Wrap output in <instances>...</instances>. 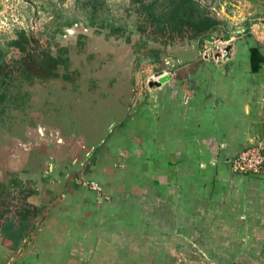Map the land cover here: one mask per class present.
Returning a JSON list of instances; mask_svg holds the SVG:
<instances>
[{
  "label": "crops",
  "instance_id": "obj_1",
  "mask_svg": "<svg viewBox=\"0 0 264 264\" xmlns=\"http://www.w3.org/2000/svg\"><path fill=\"white\" fill-rule=\"evenodd\" d=\"M199 2L221 24L213 35H235L225 63L203 62L201 41L170 46L169 81L144 105L127 69L121 87L43 91L35 125L0 153V183L30 185L38 210L0 230V264H176L194 242L192 259L224 264L261 245L264 177L234 175L229 161L264 135V0ZM141 106L155 126L127 137Z\"/></svg>",
  "mask_w": 264,
  "mask_h": 264
},
{
  "label": "rangeland",
  "instance_id": "obj_2",
  "mask_svg": "<svg viewBox=\"0 0 264 264\" xmlns=\"http://www.w3.org/2000/svg\"><path fill=\"white\" fill-rule=\"evenodd\" d=\"M175 1L0 0L1 63L13 68L22 66L28 76L31 71L40 74L39 77L32 74L33 78L28 79L27 73L21 72L11 79L0 71V153L7 147L14 148L11 141L20 137L28 126L35 125V112L46 104L47 97L43 92L46 89L72 87L74 91H82L98 87L117 88L122 86L124 79L117 70L127 69L131 79L124 82L137 90L138 99L144 105L149 94L147 90L151 89L147 81L150 78L157 80L154 75L164 70L161 59L170 46H164L155 41L150 33L146 35L138 30L139 11L143 4H153L160 13ZM229 33L226 31L218 36L228 38ZM21 34L24 36L21 37ZM231 36L235 38V35ZM13 41H23L27 51L12 47ZM116 53L122 60L117 64ZM31 60L35 62L32 67L28 65ZM130 111L124 133L130 137L132 131L134 137L145 139L155 126L152 122L157 120L147 116L144 106ZM115 130L118 132L121 129L117 126ZM105 194L104 190L100 197H108ZM255 244L249 243V251L237 257L238 262L243 258L240 264H264V241L259 246ZM189 248L183 255L188 264H203L201 258L192 259L201 256L199 244L194 242ZM233 255L227 253L231 261L222 263H236L237 258L234 260ZM178 257L182 258L181 255Z\"/></svg>",
  "mask_w": 264,
  "mask_h": 264
},
{
  "label": "trees",
  "instance_id": "obj_3",
  "mask_svg": "<svg viewBox=\"0 0 264 264\" xmlns=\"http://www.w3.org/2000/svg\"><path fill=\"white\" fill-rule=\"evenodd\" d=\"M142 6V10L139 11L140 26H138V30L146 35L150 33L155 41L164 46L183 45L188 41L204 42L210 35L217 32L221 25L201 7L199 0H177L160 13L156 11L153 4L150 6L143 4ZM23 36L21 34V37ZM24 40L28 42L27 38ZM11 46L22 52L27 51V47L23 46V41H13ZM28 65L32 67L35 62L31 60ZM32 70L34 69L32 68ZM0 71L11 79L18 77L21 72L27 73L22 66L13 68L7 63H1V61ZM32 74H34L33 71H31L30 76L27 73V78L32 79ZM34 75L40 76L37 73ZM33 194L34 191L31 186L23 185L17 177L8 183H0L1 231L13 219L18 218L26 221L37 216V208L27 201Z\"/></svg>",
  "mask_w": 264,
  "mask_h": 264
},
{
  "label": "built area",
  "instance_id": "obj_4",
  "mask_svg": "<svg viewBox=\"0 0 264 264\" xmlns=\"http://www.w3.org/2000/svg\"><path fill=\"white\" fill-rule=\"evenodd\" d=\"M257 26L251 28L253 34H257ZM234 41L233 36L228 38L214 37L209 41L205 40L201 48V58L204 61L215 63H225L231 54L232 43ZM155 81L154 79H149ZM230 169L234 175H247L253 177H264V135L255 139L254 143L242 151L239 155L229 161ZM86 189L96 192L99 195L104 193L103 187L96 181L84 182ZM108 200L109 198L106 197ZM176 264H188L186 257H178Z\"/></svg>",
  "mask_w": 264,
  "mask_h": 264
},
{
  "label": "water",
  "instance_id": "obj_5",
  "mask_svg": "<svg viewBox=\"0 0 264 264\" xmlns=\"http://www.w3.org/2000/svg\"><path fill=\"white\" fill-rule=\"evenodd\" d=\"M214 37V35H210L207 40H211ZM167 70H161L157 72L154 76L157 77L158 79L155 81H150V87H160L161 85L167 83L169 81V76L167 74Z\"/></svg>",
  "mask_w": 264,
  "mask_h": 264
},
{
  "label": "bare ground",
  "instance_id": "obj_6",
  "mask_svg": "<svg viewBox=\"0 0 264 264\" xmlns=\"http://www.w3.org/2000/svg\"><path fill=\"white\" fill-rule=\"evenodd\" d=\"M156 79H158L157 77H155Z\"/></svg>",
  "mask_w": 264,
  "mask_h": 264
}]
</instances>
